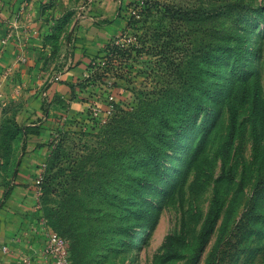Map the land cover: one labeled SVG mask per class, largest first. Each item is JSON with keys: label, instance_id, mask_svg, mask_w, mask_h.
I'll return each instance as SVG.
<instances>
[{"label": "rangeland", "instance_id": "374dc122", "mask_svg": "<svg viewBox=\"0 0 264 264\" xmlns=\"http://www.w3.org/2000/svg\"><path fill=\"white\" fill-rule=\"evenodd\" d=\"M150 1L147 12L141 0H46L49 38L69 48L79 34L106 27L108 43L146 31L159 32L158 43L180 23L164 4L198 7L203 20L184 21L192 40L219 49L207 108L158 165L136 151L131 134L117 133L114 113L104 124L91 115L63 119L40 164L42 180L52 176L48 191L40 184L43 217L67 235L72 264H264V186L253 196L264 181V0ZM100 57L91 73L106 66ZM147 59L130 62L127 80L109 71L104 83L83 81L90 108L135 101L154 82ZM109 81L121 83L114 93ZM7 129L2 181L14 176L23 146L20 128Z\"/></svg>", "mask_w": 264, "mask_h": 264}, {"label": "crops", "instance_id": "0c3cea01", "mask_svg": "<svg viewBox=\"0 0 264 264\" xmlns=\"http://www.w3.org/2000/svg\"><path fill=\"white\" fill-rule=\"evenodd\" d=\"M45 2L0 0V141L14 126L23 145L14 176L0 178V264H52L35 180L62 120L88 117L92 97L83 81L111 37L100 27L79 34L69 48L55 47Z\"/></svg>", "mask_w": 264, "mask_h": 264}, {"label": "trees", "instance_id": "16d2710c", "mask_svg": "<svg viewBox=\"0 0 264 264\" xmlns=\"http://www.w3.org/2000/svg\"><path fill=\"white\" fill-rule=\"evenodd\" d=\"M141 1L146 6L147 12L153 9L154 2ZM164 14L180 21L177 31L172 32L167 29L164 33L166 39L157 41L158 43L154 42L159 32L150 31H146V34H136L134 40L126 39L125 42L113 40V43H107L100 52L101 58L106 61V66H98L96 71L84 79L94 84L104 83L108 72L111 71L117 78L127 80V74L131 73L127 69L132 67L130 62L139 58L144 60L149 57L156 58L152 64L151 60L147 59L149 70L154 75V82L139 91L135 101L129 105L116 104L115 115L113 114V122H116L114 129L117 128V133L131 134L135 141L134 148L136 151L141 148V154L151 165H158L165 160L168 157L167 146L173 137L184 131L189 123L197 121L205 112L207 107L204 100L209 90L208 83L219 70L217 60L219 49L214 45L198 43L197 39L193 41L194 36L190 34V27L184 23L192 19L202 21L205 11L194 6L176 8L167 3L164 4ZM135 15H132L126 23L133 24ZM120 84L119 81H112L109 84L113 93L114 88L119 87ZM112 97L114 99V96ZM88 115H91L90 110ZM45 178V181L41 180L43 193L49 190L47 184L52 176L47 175ZM263 186L264 181H261L253 196L259 194ZM42 213L47 217L46 209L42 210ZM49 226L55 231L58 230L50 224ZM57 232L68 239L67 235ZM70 251L73 257L72 245Z\"/></svg>", "mask_w": 264, "mask_h": 264}, {"label": "built area", "instance_id": "2783aa9c", "mask_svg": "<svg viewBox=\"0 0 264 264\" xmlns=\"http://www.w3.org/2000/svg\"><path fill=\"white\" fill-rule=\"evenodd\" d=\"M101 58V57H100ZM104 62V61H103ZM112 82L109 81V84ZM111 99L113 97L111 96ZM113 101V100H112ZM91 116L95 119H99L101 123H106L108 118L112 116L115 112V105L113 102H109L107 106L104 107V111L97 109L96 107L90 108ZM42 175L36 178V185L38 186V196L41 195V184ZM42 231L46 235L44 253L50 259L52 264H72V255L69 247V241L67 238L63 237L59 232L53 230L47 223L46 218L41 219ZM7 250V247H4ZM28 258L25 259V262Z\"/></svg>", "mask_w": 264, "mask_h": 264}]
</instances>
